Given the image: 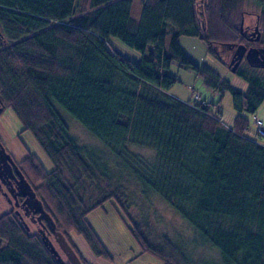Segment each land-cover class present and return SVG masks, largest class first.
I'll use <instances>...</instances> for the list:
<instances>
[{"label":"trees","instance_id":"trees-1","mask_svg":"<svg viewBox=\"0 0 264 264\" xmlns=\"http://www.w3.org/2000/svg\"><path fill=\"white\" fill-rule=\"evenodd\" d=\"M139 1L134 17L133 0H0V98L53 164L47 170L29 152L19 168L57 229L69 241L72 231L82 236L108 261L112 256L86 217L106 201L119 203V185L111 181L121 158L136 180L168 202L203 242L218 248L220 264H264V138L245 134V114L264 101V68L241 61L232 72L246 82L241 89L196 64L178 42L181 35L196 36L221 60L219 45L230 52L238 43L248 44L240 23L252 5L259 30L254 43L264 46V0ZM110 37L137 50L139 59L115 49ZM173 61L211 89L230 92L236 111L231 125L222 121L218 103L184 101L167 92L177 81L169 74ZM55 104L114 158L78 144ZM131 145L152 149L153 157L143 159ZM86 183L98 191L88 205L80 193ZM122 211L139 253L162 264H190L168 235L153 241L123 206ZM0 264L60 263L39 234L8 209L0 212Z\"/></svg>","mask_w":264,"mask_h":264},{"label":"rangeland","instance_id":"rangeland-1","mask_svg":"<svg viewBox=\"0 0 264 264\" xmlns=\"http://www.w3.org/2000/svg\"><path fill=\"white\" fill-rule=\"evenodd\" d=\"M141 3L139 0H133L131 14L134 17L139 15ZM249 13L243 12L241 19L243 25L252 24L251 29L256 26L254 6H249ZM165 45L168 46L172 27L165 29ZM178 42L187 55L198 65H203L208 70L220 77L221 80H226L233 86L243 89L246 82L232 73L228 67L230 58L225 56V51L221 45L218 46V53L221 58L213 56L207 51V46L203 40L196 36L181 35ZM109 43L118 51L127 57H140V53L126 45L116 37H110ZM264 47V46H261ZM169 74L176 78L167 90L168 93L189 102H215L218 103V108L221 110L222 121L226 125H231L235 116V109L232 105V97L229 91L225 90L222 93L213 90L206 86L200 75L189 68H183L173 61L169 67ZM220 99V100H218ZM61 117L65 121L69 133L74 137L78 144H84L96 149L97 153L104 154L108 159L114 158L109 150L101 143V141L87 130L78 120L72 117L60 105L55 104ZM249 120V127L245 131L248 137L256 138L255 130H257V118L263 121L264 126V101L252 114H245ZM22 125L15 113L8 107L4 106L0 111V139L5 147L12 153L13 157L19 161L29 152L35 153L42 165L47 169H52L53 164L48 159L44 151L38 145L34 137L29 131H21ZM257 139V138H256ZM133 153H136L144 158H152L154 151L146 147L130 146ZM10 154V153H9ZM116 159L110 164H114ZM119 163L113 165L115 174L112 176V181L119 188L118 202L114 200L106 201L102 206L94 208L87 214V221L92 226L101 243L111 254V260L95 255L93 249L87 244L85 239L76 234L70 233L68 242L74 248L75 252L84 260L91 264H162L155 256L149 253H139L140 248L137 242L131 237L124 221V212L122 206L127 210V213L136 221L140 222L148 232L151 239L157 240L161 234L168 235L171 240L179 247L180 250L189 258L190 264H220V255L217 247L208 242H203L196 229L183 218L168 202H166L159 194L150 188L142 185L141 181L136 180L131 174L130 166L124 165L120 158ZM143 171V170H141ZM64 175L66 171L63 170ZM120 178H118L117 176ZM100 188L106 190L105 182L98 179ZM80 193L83 194L86 205L93 202L94 198L98 197V191L93 184L86 183ZM10 209L9 205L0 198V212ZM15 216L22 222L19 216L11 209ZM22 215V219L28 225V230L37 232L40 236L42 228L50 237L52 242L58 248L53 235L48 233V230L38 221L31 220L30 217ZM45 222V221H44ZM47 225L46 223H44ZM57 228V227H56ZM60 230V229H58ZM61 231V230H60ZM63 233V231H61ZM64 234V233H63ZM41 238V237H40ZM61 256L68 264L65 254L58 248Z\"/></svg>","mask_w":264,"mask_h":264},{"label":"water","instance_id":"water-1","mask_svg":"<svg viewBox=\"0 0 264 264\" xmlns=\"http://www.w3.org/2000/svg\"><path fill=\"white\" fill-rule=\"evenodd\" d=\"M202 25L204 28V19H202ZM240 30H243V19H241ZM251 35L253 36V39L259 38V30L257 25L251 32ZM243 56L246 57V60L248 61L249 65L264 68V47H247L244 43H238L235 46L234 53L232 54L228 63V67L232 72L236 70ZM3 106L4 103L0 98V111ZM0 146L1 150L6 154L8 158L7 163L9 165L10 163H13L16 169L18 175V187L20 189V193L24 196V199L20 204L25 210V215L29 213L28 211H31L32 214L36 217V219L43 225V227L48 230V233L53 235V238L57 243L58 248H60V250L65 254L69 264H82L79 256L75 252V249L70 245L65 235L56 228V223L54 222L51 215L45 210L41 199L37 196L35 190L31 186L27 178L24 176L22 171L19 169L17 164L14 162L13 158L2 146L1 142ZM16 203H18L17 200ZM15 213L19 216V218L22 220V224L28 230V225L26 222L23 221V217L19 213V211L16 210ZM44 223H46L47 225H45ZM40 233V237L44 246L47 248L48 252L55 259V261L60 264H65V260L61 256L58 248H56L55 244L52 242L48 234L42 228L40 229Z\"/></svg>","mask_w":264,"mask_h":264},{"label":"flooded vegetation","instance_id":"flooded-vegetation-1","mask_svg":"<svg viewBox=\"0 0 264 264\" xmlns=\"http://www.w3.org/2000/svg\"><path fill=\"white\" fill-rule=\"evenodd\" d=\"M245 40L248 42V44H244L249 46H256L261 47V45L255 44V40L253 39V36L251 35L252 29L251 28H244L241 31ZM235 46L232 47L230 52H225V56L228 58H231L232 54L234 53ZM241 61H248L246 60V57H242ZM239 62V63H240ZM249 64V63H248ZM0 142L2 146L5 148V150L10 153V156L13 158L14 162L19 167L18 161L13 157L12 153L5 147L4 143L0 139ZM8 158L6 154L1 150L0 146V198L4 199V201L9 205L10 209H13L14 211L18 210L19 213H23L25 215V210L23 206L20 204L22 200L24 199V196L20 193V189L18 187V175L16 172V169L13 165V163H10V165L7 163ZM20 169V168H19ZM16 200L18 203H16ZM29 213L26 215L31 218V220L37 221L36 217L32 214L31 211H28ZM37 214V213H36Z\"/></svg>","mask_w":264,"mask_h":264},{"label":"built area","instance_id":"built-area-1","mask_svg":"<svg viewBox=\"0 0 264 264\" xmlns=\"http://www.w3.org/2000/svg\"><path fill=\"white\" fill-rule=\"evenodd\" d=\"M255 122L257 123L256 135L259 136V137L264 138L263 121L261 119L257 118Z\"/></svg>","mask_w":264,"mask_h":264},{"label":"crops","instance_id":"crops-1","mask_svg":"<svg viewBox=\"0 0 264 264\" xmlns=\"http://www.w3.org/2000/svg\"><path fill=\"white\" fill-rule=\"evenodd\" d=\"M131 58H133L134 60H137V59H139V57H138V58H137V57H136V58H135V57H131Z\"/></svg>","mask_w":264,"mask_h":264}]
</instances>
